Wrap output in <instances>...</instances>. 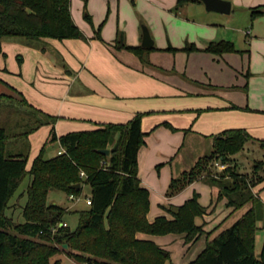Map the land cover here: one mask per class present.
<instances>
[{"label":"trees","instance_id":"trees-1","mask_svg":"<svg viewBox=\"0 0 264 264\" xmlns=\"http://www.w3.org/2000/svg\"><path fill=\"white\" fill-rule=\"evenodd\" d=\"M190 1L201 2L178 0V7ZM70 6V0H0V54L2 39L7 37L30 41L46 37L86 39L72 18ZM262 7L253 9V15L264 14ZM95 33L101 36L99 31ZM116 47L134 52L146 63H149V51L154 48L129 45L123 40H118ZM205 50L217 54L236 51L229 40L212 41ZM21 101L28 104L23 96ZM32 110L35 117L30 114L24 125L27 129L16 133L18 136L27 137L45 124L52 127L29 169L28 152L8 151L7 140L14 135L0 127V264H61L59 260L51 261L60 251L57 243H67L71 255L87 264H174L168 250L152 240L139 239L137 232L184 234L185 243L197 240L204 233L195 218L206 214L208 207L200 204L198 192L183 204L167 209L172 219L161 215L154 221L148 220L150 193L140 185L138 177V152L146 135L142 130L144 113L136 114L127 123H106L94 130L58 136L55 129L58 117L33 107ZM250 139L253 138L245 128H229L214 135L212 152L200 157L190 170L170 183L169 192L174 194L194 180L202 179L217 187V201L226 198V205L234 210L252 203L231 226L207 240L205 249L189 264H264V242L259 255L254 250L259 228L256 206L263 205L264 201L253 193V187L264 176L248 179L231 165L213 176L210 171L205 173L215 158L223 164L229 163L230 155L239 152ZM53 142H59L64 151L45 158V146ZM100 149H109L110 153H102ZM260 166L255 163V174ZM28 175L31 182L23 207L24 222L15 223L6 215V209ZM78 183L81 186L74 187ZM83 184L92 188L91 204L77 212L76 228L72 229L69 224L59 226L60 222H66L67 210L58 203H48L49 192L57 189L77 196L82 193Z\"/></svg>","mask_w":264,"mask_h":264},{"label":"crops","instance_id":"crops-1","mask_svg":"<svg viewBox=\"0 0 264 264\" xmlns=\"http://www.w3.org/2000/svg\"><path fill=\"white\" fill-rule=\"evenodd\" d=\"M170 1L172 4L178 2ZM79 27L86 39H2L0 82L7 92H13L15 98L18 95L22 99L23 96L28 103L19 98L24 104L22 111L26 117L23 122L14 121L13 127H22L27 123L30 114H34L32 107L59 117L55 123L58 136L73 131L94 130L106 123H127L136 114L144 113L142 130L146 135L145 143L138 152V177L140 185L150 193L148 220L154 221L161 215L172 219L167 209L183 204L194 192H198L199 202L208 207V212L197 216L196 224L211 231L209 227L226 221L236 210L226 205V198L217 203V187L196 179L182 190L170 194L169 186L172 179L188 171L186 164L178 166L181 164L178 156L186 144L198 138H211L213 143L210 144L213 145L214 135L229 128H245L250 133L253 139L245 143V150L249 142H259V138H264V85L258 81V73L250 72L245 86V80L239 77L240 71L230 65L228 57L233 55L230 52L218 56L204 51L190 54L179 51L175 60L158 62L148 57L149 63H146L134 52L116 47L119 40L117 30L108 35L102 32L99 37L94 28ZM135 35L138 36L137 32ZM142 38L143 31L141 43L137 44L142 45ZM120 40L137 45L123 38ZM155 43L154 40V46ZM247 55L249 50L246 49L242 56ZM216 57L221 59L216 60ZM241 66L245 70L250 69L247 64ZM259 66L257 71L263 72L264 63ZM207 67L214 69L211 77L205 71ZM225 74L228 79L223 78ZM51 127L50 124L42 125L27 137L12 132L14 136L7 140L8 151L14 154L28 152L29 169L44 147ZM49 145L45 146V154ZM61 150H64L62 146ZM235 156L238 158V154ZM200 157L201 154L195 158L194 164ZM255 186L264 189V183ZM250 207L247 206L240 217ZM226 228L222 227L216 233L213 231L208 239L207 235H201L188 245L184 244V234L169 242L159 239L176 233L155 235L137 232L136 236L152 240L170 251L175 264H187L205 249L206 244L193 259L197 253L193 254V247L202 237L206 236V241L211 240ZM177 240L182 242L185 251L178 262L173 250L168 248Z\"/></svg>","mask_w":264,"mask_h":264},{"label":"rangeland","instance_id":"rangeland-1","mask_svg":"<svg viewBox=\"0 0 264 264\" xmlns=\"http://www.w3.org/2000/svg\"><path fill=\"white\" fill-rule=\"evenodd\" d=\"M230 1L232 3L230 13L208 11L204 3L200 1L188 2L178 7L177 3L172 4L170 0H70V7L72 18L78 26L94 28L100 34L103 32L106 35L110 34L111 31L117 30L119 40L123 38L127 42H135V44L141 43L142 26H147L156 42L154 48L149 51L148 57L158 62L175 60L178 57L177 53L179 51L187 54L194 51H204L207 53L209 51L205 50L206 47L202 46L208 45L212 41L229 40L234 43L236 51L230 52L233 55L229 56L228 60L230 61V65L236 68V71L237 69L240 71L241 75L239 74V77L245 80V86L250 78V72L258 73V81H260L261 85H264V71H257L260 68L259 65L264 63V14L253 15L252 13V10L255 8H263L264 0ZM248 31L250 32L249 35L246 34ZM136 32L138 36L135 35ZM170 46L176 47L177 50L174 51L168 48ZM192 47H196V49ZM245 48L249 50V55L242 56L245 53ZM154 52L156 53L152 56ZM224 53L227 52L212 54L222 56ZM220 59L221 57H216V60ZM10 63L13 66V62L11 61ZM242 64L249 65L250 69L245 70V68H241ZM213 70L211 67L205 68L207 75L210 77L213 74ZM223 78L228 79L227 74ZM1 93L4 95L0 98V127L6 128L10 133L24 131L27 129L25 126L13 127L14 121L23 122L26 117L22 111L25 107L20 101L21 98L18 95L15 98L11 91L7 92L5 85L0 82ZM48 114L58 117L54 114ZM31 115L35 117L33 113ZM258 140L259 142L255 140L249 142L246 150L243 147L236 154L230 155V160L227 164H223L219 159L215 158L212 164L207 165L206 175L210 171L213 176L226 168L227 165H231L235 166V169L239 173L247 175L248 179H255L256 175L264 176V144L261 145L264 138H259ZM210 143H213L211 138L209 140L198 138L196 141L186 144L178 156V160L181 163L178 166L186 164L188 170H190L194 166L193 164L197 156L200 154L202 156L209 155L212 152L213 145ZM58 150H61V145L59 143H51L47 149L45 158L53 157V154L57 153ZM237 154L239 163L238 158H235ZM255 163L261 165L257 174L253 171ZM30 182L31 177L28 175L21 182L6 209V215L11 217L15 223L24 222L23 207L27 202V188ZM258 187L255 186L254 191L264 201V189L261 188V190ZM91 190L92 188L89 184H83L82 193L72 200L64 191L52 189L48 195V203L58 202V204L65 207L67 214L64 220L74 229L79 221L77 212L89 207L86 200L90 198ZM254 191L253 193L255 194ZM257 194L255 195L258 196ZM249 205H252V203L247 204V206ZM247 206L236 210L226 221L223 220L220 224L209 227L211 231L204 230L202 235H207L208 239L222 227L231 226L246 210ZM256 208L259 212V220L257 222L259 228L256 231L254 250L256 255H259L264 242V204H257ZM213 231L214 233H212ZM160 237L158 236V238ZM165 237L159 240L169 242L172 238L180 237V234ZM192 242L184 244L188 245ZM205 244H207L206 236L202 237L201 241L193 247V254L197 252L194 256L192 254L193 259L202 251ZM56 245L60 251L51 257L52 262L59 260L61 264H87L85 261L76 259L71 255V249L67 243L63 245L57 243ZM168 248L173 250L176 262L181 259L180 257L185 252L180 240L175 241ZM166 264H169V262Z\"/></svg>","mask_w":264,"mask_h":264},{"label":"water","instance_id":"water-1","mask_svg":"<svg viewBox=\"0 0 264 264\" xmlns=\"http://www.w3.org/2000/svg\"><path fill=\"white\" fill-rule=\"evenodd\" d=\"M206 9L208 11H216L222 13H230L232 9V3L230 0H201ZM143 38H142V46L151 48L154 46V39L151 36L150 30L147 26H142ZM100 152L109 154V149H100ZM81 186L80 183L74 185V187L79 188Z\"/></svg>","mask_w":264,"mask_h":264},{"label":"built area","instance_id":"built-area-1","mask_svg":"<svg viewBox=\"0 0 264 264\" xmlns=\"http://www.w3.org/2000/svg\"><path fill=\"white\" fill-rule=\"evenodd\" d=\"M64 150H61L59 153H61V152H63ZM81 175L82 176H85V173L84 172H81ZM75 195H69V198L70 199H75ZM86 202L88 203V204H91V199L90 198H87V200H86ZM68 225V223L67 222H60L59 223V226H67ZM55 230H56V228H53V232H55Z\"/></svg>","mask_w":264,"mask_h":264}]
</instances>
